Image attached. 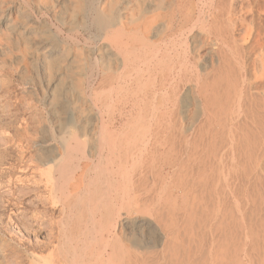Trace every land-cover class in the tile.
Instances as JSON below:
<instances>
[{
	"label": "bare ground",
	"instance_id": "1",
	"mask_svg": "<svg viewBox=\"0 0 264 264\" xmlns=\"http://www.w3.org/2000/svg\"><path fill=\"white\" fill-rule=\"evenodd\" d=\"M219 2L221 1H218V3ZM186 3L187 2H185V4ZM216 3H217L216 0H209V5L207 7H210L209 9L210 13L205 15L202 8V10L198 12L200 14H198L199 17L197 18V20L195 19L196 21L195 22L193 21L194 23L192 24V26L190 28L188 27L189 32L190 33L193 32L195 37L198 36L196 34L198 28V29H202L203 32H207L208 34L214 33L215 37L222 41V45H221L222 47L221 50H219L221 51V54L219 55L220 58L217 62V65L214 66L213 72L208 74L205 78H203L202 81L200 79L201 76H200L199 63L198 60L196 61V58H198V56L194 54L192 47L190 48L189 45V40H190L189 38L190 36L188 37L189 34H187V37L182 40L181 44L178 43L179 46L184 45L183 52L178 51L177 49L178 41L177 42L173 41L175 39H172L171 41L163 40V43L159 42L152 44L149 41V37L147 38L146 36H137L139 43L141 42L140 46L138 44V47L136 46L137 48L133 46H132L133 48L132 47L130 48L127 46V43L129 40L133 39V37L135 36L134 34L135 31H128L123 26L124 24L122 26H119L117 31H114V29L112 28H114L117 24H115L114 19L111 17V13L105 10H100L99 12V8H96L95 13L92 16L93 19L91 18L92 20L89 23H91L90 25H92L93 27H97L98 29H100L103 35H106L108 44H110L111 47H116V50L118 51L119 54L120 52L123 54V57L121 58L122 60L121 66L124 72H122L120 75L117 76L115 81V83H117V86L115 85L110 89L108 95L110 101L106 104L104 109L99 108L97 104L98 101L96 97L98 96V92H97L98 90L95 92L96 95L95 97L93 96V94L91 95L90 100L92 104L89 107L88 106L85 107L82 104V102L80 100L77 101V99H73L72 102L70 101L72 103L73 108L80 113V116L78 117L76 113H73L70 116V123L74 126L75 130L71 132V135H69L68 127H66L65 125V127L62 128L59 136H55V135L53 136L54 139L53 138L52 139L53 141L57 142L56 143L57 146H55V148L52 149L45 150L43 148L49 147L53 141L51 142L50 140H46V141L44 140L42 142H38L37 145L40 148L37 150L39 151L37 161L34 160V157H32L31 159H25L24 155L21 153L20 149L23 146L21 145L22 142L20 136L18 135L20 133L8 132V134H6L3 133V131L1 130L2 132L0 133V264H151L148 263L149 262L148 260L149 258H152L153 255L155 256L154 257L155 262H153L152 264H238V260L241 259L240 257L243 258V260H241L244 262L243 264H259V263L261 264L262 260L260 259L262 257L261 256L262 252L261 250L260 251L258 250L260 249L259 247L260 239H261L260 235L262 234H260L261 231L258 228L259 226L258 222L260 224V221L257 218L261 213L258 214V212H256L257 210L255 211L252 207H251L252 208L251 212H249V216L246 210H244L246 209L245 207L243 210H241L242 217L240 216L239 217L242 218L241 222L244 223L243 224L244 229H242L241 237L239 233H238L239 235H235V237H232L231 235L228 236V234L225 233L228 236V237L226 236L227 239L225 238L224 235V240L229 239V241L239 240V237L243 238L244 240L243 243L244 245H242L244 246L243 250L241 249V245L239 246L240 251L237 249L233 250L235 251L233 256L236 257L237 261L236 260L229 261V259L233 258L231 253L233 251L230 252V249L233 247L227 244L226 245L214 244V241L219 236H221V235L217 236L215 230L218 229L222 225L221 223L225 220L221 222L220 220L216 221L214 219L215 220L214 224L210 223V230H212L211 231L212 234H210L211 237L208 238L209 240L211 239L212 242L210 243L209 241L210 243L208 247L209 251L206 250L205 252V250H203V248H205L204 246L205 244H203L202 247L200 246L199 243L202 238L203 239L205 238L204 236H201L200 239V229L208 230L207 226L209 225V220L208 222H205L206 219L203 218L200 219V213L204 214V210L200 209V206L198 205L199 204L198 196L200 193L201 195L202 194L205 195L207 191L213 189L211 188L210 185V176L209 177L207 176L209 174H207L204 179L198 182L196 181L195 178L196 177L195 174L198 173L199 170H201V168L199 169V164H198L201 163L199 160L200 158H198L199 157L198 154L201 151L200 146L201 144L202 145L204 144L206 146V151L210 150L211 152H212L211 147H213L215 152V145H216L215 141H216L217 133L219 132L221 133L223 132L222 130L228 128H230L231 131L234 125V124L232 125L233 119L234 120L238 119V117L236 118L235 116H234L235 118H233L232 116L233 108L231 106V104L233 103L232 102L233 94L231 89L236 85L237 78L233 77L232 69L230 67V61L227 58L230 55L229 52H227L228 50H230L228 44V38L230 35L232 38L235 35L233 33L234 30L231 29L232 31H227L226 30L227 28L224 25H221L220 23V18H221L220 15H222L221 10L219 9L221 12L219 14H216L214 13V11H212V9L216 7L215 6ZM86 4L88 5V3ZM96 6L98 5L96 4ZM88 11H89V7H88ZM156 13L158 12L156 11ZM229 13H231V11ZM76 15L78 17V14ZM167 18L169 17L167 16ZM39 19L41 18H38V20ZM93 27L90 28L93 29ZM184 27H183V32L185 31ZM256 30H259L258 34H260V29L256 28ZM261 35H264V32L263 34L261 33ZM175 37L177 38V35ZM96 39L98 40L99 38ZM262 41H263L262 43H264V40ZM78 43L80 44L81 42ZM254 43L257 44L256 41ZM122 44L125 45V47L122 46ZM76 46L78 47V45ZM247 48H252V46ZM257 50L260 49L257 48ZM252 51L255 52L256 54L255 50ZM97 52H99V48L97 49ZM242 52H244V50ZM94 58H96L95 60L96 62H94L95 68L94 66L93 68L95 69L94 72L96 73L93 79L98 83L99 80L103 82L104 78L106 79L109 77L105 73H107L108 71H112L113 69L109 70L110 67L108 66V64H110L109 60L103 57V55L99 57V53H98V55L95 56ZM253 64L257 68L258 67L264 68L263 56H258V57L255 56ZM242 65L243 64L241 62V66ZM250 76H252V72ZM240 81L241 83H243V86L248 83L247 80L242 77ZM100 84L103 85V83ZM3 85H0V92L2 91ZM18 87L19 86H16V89ZM22 88H20V90ZM96 89H100V88L98 87ZM242 89L244 90V88ZM7 90L8 91L6 93L7 94L10 93L9 92L10 90L9 89ZM250 93L248 91L247 94L249 95ZM190 94L191 97L195 98V103H196L195 107H192L193 104L191 101H189L190 96L188 95ZM248 102L250 103V101ZM254 106H256V103ZM21 107L26 108L24 106ZM236 107L237 105L235 106V108ZM94 109L97 112L96 116L93 115L92 113V111L94 112ZM99 114L101 118V126L100 129L96 130L94 129L95 123L93 124L94 119L92 117H95V119L99 121ZM244 115H242V117ZM255 116L253 115V117ZM200 117H202L201 118L202 124L197 123ZM143 118H146L147 121L144 122V124L141 126L140 125L141 123L139 124L138 120ZM215 118H217L216 121H218V123L216 124H214L215 122L212 121V119ZM8 121H10V119ZM241 125H243V123ZM237 133L239 134V132ZM184 134L187 135L183 137ZM189 135H191V137ZM188 136L191 138V140H187L186 137ZM58 137L59 140H57ZM210 137H212L211 140L210 139L206 140ZM242 141L244 140H241V142ZM139 142H141V146L137 145ZM219 142L222 143L223 141L222 142L219 141ZM231 142H233V140ZM8 144L10 145L15 144L17 147H19V149L17 148V151L13 152V150L9 149L10 147H8L9 146ZM27 144H30V142L28 141ZM185 153L188 154L187 161L188 162L190 161V163L188 164L186 163L187 166L182 167L181 161L183 160L182 157H184L183 154L185 155ZM207 160L209 161V158ZM230 160L231 158L229 159V162ZM258 161H261V159H258ZM206 162L204 161V163ZM153 163L155 164L156 167V171L154 170L155 174L158 175V178H156L157 181L155 180L154 183L156 184L157 182L160 184L159 186L160 194L157 193V195L155 196L151 194L152 189L150 188V185L148 183L149 173H147V170H145L146 164L153 165ZM216 169L218 172L219 170L218 167ZM247 171L248 169L246 170V172ZM239 172L242 173V171ZM208 173L211 172L208 171ZM214 177H218V176L215 175ZM167 178L170 179L169 182H167L168 181ZM258 195L260 196L259 193ZM213 197L216 198V195ZM244 201L246 203V200ZM250 204H252V202ZM223 209L225 210V208H222V211ZM225 212L226 211H224V213ZM139 214H141V218H139L140 217ZM143 216L144 218H142ZM213 216L211 217L215 218ZM221 216L223 217V215ZM208 217L210 216L207 215L206 218L208 219ZM235 217L237 218V216ZM253 217L256 218L253 219ZM147 220L152 222V224L155 225V227L153 228V226L151 225L149 226ZM227 224L230 225V223ZM259 227H261V225ZM150 228L152 229L150 230ZM230 228H227V230ZM55 229L59 230L58 236L55 235L57 233H54ZM237 230L239 231V229ZM231 231L232 230H230V232ZM260 246L262 247V244ZM217 248H220L221 251L220 250L218 251ZM216 249H217V253L219 254L217 258L214 257L215 254L214 252H216Z\"/></svg>",
	"mask_w": 264,
	"mask_h": 264
},
{
	"label": "rangeland",
	"instance_id": "2",
	"mask_svg": "<svg viewBox=\"0 0 264 264\" xmlns=\"http://www.w3.org/2000/svg\"><path fill=\"white\" fill-rule=\"evenodd\" d=\"M87 1L86 0H80V1L79 0H73V2H72V0H0V25H1L0 26V76H1L0 77V79H1L0 85L4 84L3 88H2L3 92L2 91L0 92V107H1L0 108V133L2 131H3V133H6V134H8V132L9 133H11V132L12 133L13 132L14 133L15 132L20 133L18 135L20 136V139L22 142L21 145L23 146V147H21L20 151L24 155L25 159H31L32 157H34V160L37 161L38 160V153H39V151H37V150L40 148L37 145V143L42 142L44 140L45 141L50 140L52 142L54 139L53 136L54 135L59 136L62 128L65 127V125H66V127H68L69 135H71V132L74 131L75 128L70 123V116L73 113H76L77 117L80 116V113L78 111H76L72 106L71 102L73 99H77V101L80 100L85 107H87V106L89 107L92 104L91 100H90L91 95L93 94V96L95 97L96 96L95 92L98 90L97 91L98 96L96 97L97 101H98L97 104H98L99 108L104 109L106 104L110 101L108 98L110 89L115 85L117 86V83H115L117 76L120 75L122 72H124L123 68L121 66V62H122L121 58L123 57V54L121 52L119 54L118 51L116 50V47H111L110 44H108L106 35H103V33L100 29H98L97 27H93L92 25H90L91 23H89L93 19L92 16L94 15L96 8H99V12H100V10H105V11L111 13V17L114 19L115 24H117L114 28H112V29H114V31H117L118 27L122 26L123 24H124L123 26L128 31H135V33H134L135 36L133 37V39L129 40L130 42L128 41V43H127V46L130 48L132 46L138 47V44L140 46L141 42L139 43L137 36H146L147 38L149 37V41L152 44L153 43H159V42L163 43V40L164 41H171L172 39H175L173 41H176V42L178 41L177 42L178 51L183 52L184 51V47H183L184 45L179 46V44H181L182 40L187 37V34H189L188 37L190 36L189 37L190 38V40H189L190 48L192 47L194 54H196L198 56V58H196V61L198 60V63H199L200 76L202 77V78L200 77L201 81L208 74L213 72L214 66L217 65V62L220 58L219 55L221 54V51H219V50H221L222 41L220 39H217L215 37L214 33L208 34L207 32H203L202 29L197 28L196 34L198 36L195 37L193 32L190 33L189 29H188V27L190 28L192 26V24L197 20V18L199 17L198 14H200L198 12H200V10H202V8H203L205 15L210 13L209 12L210 7H207L209 5V0H206V1L201 0V2H200V0H184V1L183 0H157V1L156 0H87ZM90 1H92V2H90ZM218 1H221V2H219L221 4H219ZM112 2H113V4H112ZM185 2H187V3L185 4ZM216 2H217L215 5L216 7L214 9H212V11H214V13H216V14H219L222 12V15H220L221 16V18H220L221 25H224L227 28L226 29L227 31L234 30L233 33L235 35L233 38L231 37V35L228 38V44H229L230 50H228L227 52H229L230 55L227 58L230 61V67L232 69L233 77L237 78L236 85L231 89L232 94L234 95V96L232 95V98H233L232 102L233 103L231 102L232 103L231 106L233 108L232 109L233 110L232 111L233 118L238 117V119H235V120L233 119L232 125L233 124L234 125H233L231 131H230V128H228L229 130L228 129H225L226 131L222 130L224 133L223 132H221V133L219 132L220 134L217 133L216 141H215L216 142L215 152H214V148L211 147L212 152H214L215 154L212 153L210 150L206 151V146L204 144L203 145L201 144V146H200L201 151L199 153L200 155L198 154V156H199L198 158H200L199 160L201 163H198V164H199V169L201 168V170H199L198 173L201 175L196 173L195 178H196V181L198 182V181H201L202 179H204L207 174H209L207 176L208 177L210 176V185H211V188H213V189H210V191H207L205 193V195H203V194L201 195V193H200L198 196V200H199L198 205L200 206V209L204 210V214L200 213V219L201 218L206 219L205 222H208V220H209V225L207 226L209 231L205 230V229H203V230L200 229V239H201V236H204L205 238L204 239L202 238L199 243H200V246H202V247H203V244H205L204 245L205 248H203V250H205V252H206V250L209 251L208 247H209L210 243L212 242L211 239L209 240V238L211 237L210 234H212V232H211L212 230H210V223L214 224L215 220L216 221L220 220L221 222L223 220H225L221 223L222 225L218 229L215 230L217 236H219V235H221V236H219L216 239L217 241L216 240L214 241V244L230 245L231 247H233V248H231L232 250L230 249V252L233 251L234 249L239 250L240 245H241V249L243 250L244 246H242V245H244L243 244L244 240H243V238H240L242 235V229H244V227H243L244 223L241 222L242 218H240V217H242L241 216V214H242L241 210H243L245 207L246 209H244V210H246V212L248 213V216H249V212H251V210L253 208L255 211L257 210L256 212H258V214L261 213L257 217L258 220L260 221V224L258 222V225L259 226L261 225V227L258 226V228L261 231L260 234H262V235H260V238H261L260 244H259L260 249L258 251L261 250V252H262L261 256L263 258L261 257L260 260H262V262H264V253H263L264 252V229H263L264 228L263 227L264 226V221H263L264 220V216H263L264 215V201H263L264 200L263 199L264 190H262V189H264V186H263L264 185V181H263L264 180L263 179L264 178V170H263L264 169V149H263L264 148V136H262V135H264V94H263L264 93V68H262V67L257 68L253 64L255 56L256 57L263 56V58H264V47H263L264 43H262L263 42L262 40H264V35H261V33L263 34V32H264V0H216ZM86 3H88V5ZM180 3L183 6H181ZM202 3H203V5H202ZM240 3H242V4H240ZM96 4L98 6H96ZM197 4H198V7H197ZM199 4H200V7H199ZM92 5H93V7H92ZM151 6H152V8H151ZM72 7L74 10L72 9ZM88 7H89V11H88ZM187 8H188V10H187ZM198 8H200V9H198ZM68 9H69V11H68ZM180 9L182 12L180 11ZM219 9L221 10V12ZM156 11L158 13H156ZM194 11H195V13H194ZM224 11H226V12H224ZM230 11H231V13H229ZM179 12L181 13V16H180ZM81 13H82V15H81ZM76 14H78V17ZM175 14H176V16H175ZM149 15H152V16H149ZM167 16L169 18H167ZM71 17H72V19H71ZM89 17H90V19H89ZM38 18H41V19L38 20ZM222 19H224V20H222ZM128 21H129V23H128ZM162 22H163V24H162ZM144 23H146V24H144ZM168 23H169V25H168ZM172 26H173V28H172ZM90 27L91 28L93 27V29H91ZM183 27L185 29L184 32H183ZM256 28L260 29V34H258L259 30H256ZM239 29H240V31H239ZM261 29H262V31H261ZM86 30H87V32H86ZM152 30H153V32H152ZM213 30H214V28H213ZM91 32H93V33H91ZM145 32H147V33H145ZM183 34H185V35H183ZM101 35H103V36H101ZM163 35H164V37H163ZM176 35H177V38L175 37ZM182 36H185V37H182ZM261 37H262V39H261ZM43 38H44V40H43ZM96 38H99V39L97 40ZM104 38H105V41H104ZM234 38H236V39H234ZM73 39H74V42H73ZM29 40H30V42H29ZM64 40H65V42H64ZM255 41H256V43L259 41L263 45L259 42L257 44H255L254 43ZM23 42H24V44H23ZM37 42H39V43H37ZM78 42H81V43L79 44ZM202 43H204V44H202ZM85 44L87 47L85 46ZM76 45H78V47ZM122 46L125 47V45H123V44H122ZM251 46L254 49L247 48V47H251ZM98 48H99V52H97ZM257 48L260 50H257ZM215 50H216V52H215ZM243 50H244V52H242ZM252 50H255L257 55ZM233 51H235V52H233ZM115 52H117V53H115ZM98 53H99V57L101 55H103V57H105L106 59L109 60V63H110V64H108V66H110L109 70L113 69L112 71L107 72L109 75L107 73H105L109 77L106 79L104 78L103 82H101V80H99V83L93 79L95 77V73H96V72H94L95 71V69H94L95 63L94 62H96L95 61L96 58H94V57L97 56ZM244 54H245V56H244ZM232 62H233V64H232ZM241 62L243 65L245 64L244 66L242 65L243 67L241 66ZM93 66H94V68H93ZM250 66H252V67H250ZM92 68H93V70H92ZM250 68H252V69H250ZM245 72H246V74H245ZM251 72H252V76H250ZM242 73H243V75H242ZM91 75H93V76H91ZM253 75H255V76H253ZM241 77L245 78L248 82L244 86H243V83H241V81H240ZM110 78H111V80H110ZM250 78H252V79H250ZM51 79H53V80H51ZM89 79H90V82H89ZM94 81H95V83H94ZM249 81H250V83H249ZM113 82H114V84H113ZM100 83H103V85ZM88 84H89V86H88ZM107 84H109V85H107ZM249 85H250V87H249ZM16 86H19V87L16 89ZM97 86L100 89H96V88H98ZM236 86H238V87H236ZM241 86H242V88H244V90L241 88ZM6 87H8V88H6ZM11 87L13 88V90ZM22 87H24V88H22ZM88 87H90V88H88ZM255 87H256V89H255ZM20 88H22V89L20 90ZM45 88H46V90H45ZM253 88H254V90H253ZM7 89H9L10 90L9 92L12 94H10V93L7 94L6 93L8 91ZM248 91H249V93L251 92L249 94L250 96L247 94ZM16 92H17V94H16ZM18 93H19V95H18ZM79 95H80V97H79ZM188 96H190L189 101H191L193 104L192 107H195V105H196L195 98L191 97V94ZM242 96H243V98H242ZM242 99H243V101H242ZM248 101H250V103ZM260 101L262 102V104ZM65 102H67L68 104ZM255 103H256L257 107L254 106ZM235 104L237 105L236 108H235V106H236ZM21 106H24L26 108H23ZM63 107H65V108H63ZM246 107H247V110H246ZM12 108H13V110H12ZM22 108H23V110H22ZM239 109H241V110H239ZM9 112H11L13 114H11ZM92 113L95 116L97 114L95 109H94V112L92 111ZM234 113H236L237 115ZM5 114H6V116H5ZM246 114L248 115V117ZM242 115H244V116L242 117ZM253 115L254 116L256 115V116L253 117ZM9 116H11V117H9ZM54 116H55V118H54ZM8 118L10 119V121H8L9 120ZM92 118L94 119L93 124L95 123L94 129H96V130L100 129V126H101L100 114H99V121L96 120L95 117H92ZM201 118L202 117H200V119L198 120L197 123L202 124ZM216 120H217V118L212 119V121L215 122L214 124L218 123V121H216ZM138 121H139V124L141 123L140 125L142 126L144 124V122H146L147 120H146V118H143V119H140ZM138 121H135V122H138ZM191 121H192V119H191ZM242 123H243V125H241ZM33 128H34V131H33ZM244 129H245V131H244ZM38 131H40V132H38ZM49 131L52 135L49 133ZM235 131L239 132V134ZM242 132H243V134H242ZM232 133H234V134H232ZM36 134H38V135H36ZM244 134H246V135H244ZM185 135H187V134H184L183 137ZM189 136L191 137V135H189ZM189 136L186 137L187 140H191V138ZM256 136H257V138H256ZM211 138L212 137H210L206 140H209V139L211 140ZM220 138H221V140H220ZM57 140H59V137L57 138ZM227 140H229V141H227ZM232 140L235 144L233 142H231ZM241 140H244V141L241 142ZM28 141L30 142V144H27ZM219 141H221V142L223 141V142L220 143ZM56 143L57 142L53 141L49 147H46L43 149L48 150V149L55 148V146H57ZM220 144H222V145H220ZM227 144H228V146H227ZM229 144H230V146H229ZM8 145H9L8 147H10L9 149L13 150V152H16L17 148L19 149V147H17L15 144H12V145L8 144ZM137 145L141 146V142H139ZM138 146H136V147H138ZM216 146H218V147H216ZM184 147H185V145H184ZM226 147H227V149H226ZM241 147H242V149H241ZM250 147H252L253 149ZM207 148H208V146H207ZM216 148L218 151L216 150ZM28 150H30L31 152ZM220 150H222V151H220ZM233 150L235 153L233 152ZM134 151H136V150H134ZM247 151H250V152H247ZM216 152H217L218 156L216 155ZM29 153H30V155H29ZM207 153L209 156L207 155ZM213 154H214V156H213ZM187 155H188L187 153H185V155L183 154V156L186 158L182 157V159H183L181 161L182 167H186L187 164L190 163V161L189 162L187 161ZM210 156H211V158H210ZM241 156H242V159H241ZM247 156H249V157H247ZM206 158L207 159L209 158V161ZM230 158H231V160L229 162ZM254 158H256V159H254ZM258 159H261V161H258ZM206 160H207V162H206ZM204 161L206 163H204ZM215 161H216V163H215ZM260 163H262V164H260ZM242 165L244 168L242 167ZM252 165H253V167H252ZM145 167H146L145 170H147V173H149L148 174L149 175L148 183L150 185V188L152 189L151 194L153 196H155L160 191V188H159L160 184L157 182H156V184L154 183L155 180L157 181L156 178H158V175L155 174V171H156L155 164L154 163H153V165H147L146 164ZM217 167L219 169L218 172L216 169ZM213 168H214V170H213ZM245 168H246V170L248 169L247 172H246ZM204 169H206V170H204ZM229 170H231V171H229ZM203 171H205V172H203ZM208 171L211 173H208ZM239 171H242V173ZM215 173H217V174H215ZM225 173H227V174H225ZM238 174H239V176H238ZM215 175H217L218 177H214ZM231 176H232V178H231ZM260 176H261V178H260ZM227 177H228V179H227ZM251 177L253 180L251 179ZM212 178H213V181H212ZM167 180H168L167 182L170 181L169 178H167ZM215 181L218 183H216ZM256 181H257V183H256ZM251 186H253V187H251ZM256 186H258V187H256ZM219 187H221L223 190ZM249 188H251V189H249ZM231 191L233 194L231 193ZM235 191H236V193H235ZM256 191H257V194H256ZM243 192H245V193H243ZM258 193L260 194V196L258 195ZM211 195H212V197H211ZM215 195H216V198L213 197ZM219 195L222 197H220ZM226 196H228V197H226ZM253 196H254V199H253ZM209 197H210V199H209ZM223 200H224V203H223ZM244 200H246V203ZM205 201H207L209 203H207ZM214 201H216V202H214ZM237 201H239V202H237ZM248 201H250V202H248ZM261 201H262V203H261ZM251 202H252V204H250ZM200 203H201V205H200ZM242 203H243V205H242ZM256 204L258 207L256 206ZM203 205L204 206L206 205V206L204 207ZM223 205H225V206H223ZM210 206H211V208H210ZM216 207H218V208H216ZM231 207H233V208H231ZM239 207H241V208H239ZM222 208H225V210L223 209V211H222ZM224 211H226V212L224 213ZM212 212H213V215H215V216L212 215ZM229 213H230V215H229ZM236 214H238V215H236ZM139 215H140L139 218H141V214H139ZM205 215L206 216L208 215L210 217H208V219H207ZM221 215H223V217ZM261 215L263 218L261 217ZM211 216H213L215 218H212ZM235 216H237V218ZM142 218H144V216ZM255 218L253 217V219H255ZM202 220H200V221H202ZM230 221L232 222V224ZM147 223L149 224V226L151 225V226H153V228L155 227V225H153L152 222H150L149 220H147ZM224 223H225V225H224ZM227 223H230V225ZM239 227H241V228H239ZM227 228H230V229L227 230ZM151 229L152 228H150V230ZM237 229H239L240 232ZM230 230H232V231L230 232ZM223 231H224V233H223ZM58 232H59V230L55 229L54 233H57V234H55L56 236H58ZM204 233H206V234H204ZM225 233H227L228 236L231 235L232 237H235V235L240 234L239 240H232V241L231 240L229 241V239L226 240L227 234H225ZM224 235L226 238L225 240H224ZM205 241H206V243H205ZM209 241H210V243H209ZM226 241H228V242H226ZM201 242H202V244H201ZM240 242H241V244H240ZM206 244H207V246H206ZM231 244H233V245H231ZM261 244H262V247L260 246ZM245 248H246V246H245ZM217 249H218V251L220 250V248H217ZM217 249H216V252H214L215 258H217L219 255L217 253ZM234 252L235 251L231 252L233 258L229 259V261H235L236 260V257L233 256ZM154 257L155 256L153 255L152 258H149L148 263L152 264L153 262H155ZM240 258L241 259L238 260V264H243L244 262L241 261V260H243V258L242 257H240ZM153 259H154V261H153ZM262 262H261V264H264Z\"/></svg>",
	"mask_w": 264,
	"mask_h": 264
}]
</instances>
